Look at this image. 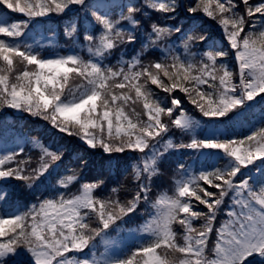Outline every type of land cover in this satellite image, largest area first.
<instances>
[{"label":"snow or ice","instance_id":"snow-or-ice-1","mask_svg":"<svg viewBox=\"0 0 264 264\" xmlns=\"http://www.w3.org/2000/svg\"><path fill=\"white\" fill-rule=\"evenodd\" d=\"M0 264H264V0H0Z\"/></svg>","mask_w":264,"mask_h":264}]
</instances>
